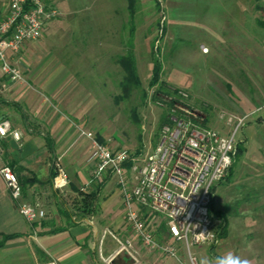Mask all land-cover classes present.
Here are the masks:
<instances>
[{"label": "rangeland", "instance_id": "rangeland-1", "mask_svg": "<svg viewBox=\"0 0 264 264\" xmlns=\"http://www.w3.org/2000/svg\"><path fill=\"white\" fill-rule=\"evenodd\" d=\"M46 1L58 9L59 15L42 28L37 39L28 41L37 51L16 63L23 73L27 68L32 71L34 62L43 68L64 58L75 63L74 48L81 47L75 44V31L91 30L97 33L95 41L101 42L94 46V58L91 54L89 60L87 56L77 62L85 67L80 72L93 63L90 77L94 82L84 86L87 91L77 97L87 107L75 118V133L90 130L110 147L126 148L131 155L139 154L136 149L143 153L153 147L162 109L152 100L157 85L148 86L152 53L161 62V80L187 93L184 101L202 115L204 126L229 134L233 124L227 123L228 117L245 116L264 104V28L257 25V20L264 21V0H135L132 35L127 0ZM130 44L140 85L126 98H118L123 69L117 57L125 54ZM262 115L264 110L251 114L235 132V139L243 140L244 150L236 157L229 179L216 185L213 199V211H219L226 220V235L212 248L192 245L190 253L197 264L202 258L214 259L228 252L246 257L250 264H264ZM79 137L88 141L85 136ZM63 198L70 207V197ZM101 200V195L96 197L95 215L87 217L93 220L99 214ZM105 224L100 222L93 240L96 256H106L107 241L111 248L116 246L107 235L100 242ZM120 227L115 231L123 239L129 231L124 223ZM27 247L29 258L27 251L21 250L22 258L14 264H43L48 259L34 252L32 245ZM136 248L138 264H188L187 253L180 246L179 260L164 255L161 249L148 251L138 244ZM114 264L132 261L121 253Z\"/></svg>", "mask_w": 264, "mask_h": 264}, {"label": "built area", "instance_id": "built-area-1", "mask_svg": "<svg viewBox=\"0 0 264 264\" xmlns=\"http://www.w3.org/2000/svg\"><path fill=\"white\" fill-rule=\"evenodd\" d=\"M0 73L13 81H24V75L11 55L19 53L25 42L37 39L46 23L59 15L58 9L46 0H0ZM181 97L187 94L181 92ZM264 110L260 104L245 116H231L233 124L229 134L204 126L202 115L189 108L183 100L173 104L176 113L164 123L155 144L148 151L131 155L126 148H113L96 138L94 132L80 129L90 143L88 160L92 162L88 181L81 189L104 174H113L122 197V217L129 235L120 239L110 230H103L100 242L110 236L116 246L109 255H100L104 264H112L124 253L132 264L139 263L135 241L148 251L161 249L164 255L179 260L180 246L187 253L188 264H197L190 247L220 240L222 221L210 211L214 189L223 181L231 167L236 145L235 132L253 113ZM10 136L15 141L21 132L11 126L8 119L0 120V178L17 210L28 222L44 218L45 209L39 200L24 201L22 188L10 164L2 160L1 142ZM68 183L67 175L58 162L53 163L52 186L62 190ZM92 224V219L87 218ZM162 227L164 233L157 236ZM181 264L183 261H180ZM43 264H57L55 259Z\"/></svg>", "mask_w": 264, "mask_h": 264}, {"label": "crops", "instance_id": "crops-1", "mask_svg": "<svg viewBox=\"0 0 264 264\" xmlns=\"http://www.w3.org/2000/svg\"><path fill=\"white\" fill-rule=\"evenodd\" d=\"M95 37L97 33L91 30L75 31V44L81 45L74 48L77 49L75 63L64 58L43 68L34 62L32 71L27 68L26 73H23L24 81L20 82L10 80L0 73V120L8 119L11 126L21 132L19 141L10 136L2 140V160L10 164L18 180L23 182L22 199L39 200L46 212L44 218L54 219L56 225L61 226H66L60 215V209L67 207L63 196L71 199L75 195V189L88 181L92 167V162L88 160L90 143L75 133V118L82 116L87 107L84 100L77 97L87 91L84 86L88 87L91 81L94 82V77H90V72L94 70L93 63L87 65L86 71L80 72L85 67L79 66L77 62L81 57L83 59L89 56V60L91 54L94 58V46L101 44L95 41ZM35 51L37 48L25 42L19 53L11 55V61L18 63L23 58L28 59ZM37 70L43 72L37 73ZM81 103L84 105L83 109L79 108ZM54 162H58L67 175L68 183L62 190H56L52 186ZM97 180L87 188L95 190L96 183H100L96 194L97 197L102 196L101 210L99 214L96 212L97 216L93 217L92 224L87 223V218L90 217H84L66 226L61 232L38 235L40 227L32 226L33 222H28L21 216L16 202L10 197L0 178V233L22 234L8 240L0 248V264L3 260L6 264H14L22 258L21 250L27 251L29 258L31 253L27 246L30 245L34 252L38 253L36 249H40L48 259H55L57 264H104L100 255L96 256L93 240L100 222L106 223L100 233L107 229L117 236L115 230L121 229L120 226L124 223L123 207L116 176L107 173ZM107 185L106 190H103ZM124 226L126 227L125 224ZM107 242L106 255H109L115 247L111 248L110 242ZM137 244L139 245L138 241H135V245ZM119 257L120 255L116 259Z\"/></svg>", "mask_w": 264, "mask_h": 264}, {"label": "trees", "instance_id": "trees-1", "mask_svg": "<svg viewBox=\"0 0 264 264\" xmlns=\"http://www.w3.org/2000/svg\"><path fill=\"white\" fill-rule=\"evenodd\" d=\"M135 0H127V11H128V21H129V33L132 35L133 30H134V24H133V17L135 14V6H134ZM257 25L260 27L264 28V21L257 20ZM152 68H151V76L148 81V86L153 87L156 86V89H154V93L152 94V100L156 102V104L161 107L162 113L158 119V124L156 127V139L158 136V132L161 128V126L169 121V117L171 115H175L172 111L173 109V104L180 99H183L181 97V92L186 93L182 89L179 88H174L170 86L167 82L162 81L160 78V72H161V62L158 60L156 56L153 55L152 53ZM117 62L123 69V76L121 77L119 81V86L122 90V94L118 98H126L131 91L134 88L139 87L140 85V80L138 77L137 73V68H136V62H135V57L133 53V48L132 45L130 44V47L127 48L125 54H121L117 57ZM162 91V92H161ZM169 92V93H168ZM187 94V93H186ZM144 92L142 93V96H144ZM188 96V95H187ZM184 100V99H183ZM133 115L136 118V115L133 111ZM264 118V117H262ZM257 120H259V117H257ZM96 138L103 142L104 140L99 136L96 135ZM155 139V142H156ZM154 142V143H155ZM244 150V146L242 145L241 142H238L236 145V153L234 157V161L229 168L228 174L226 178L223 181H227L232 173V168L234 166V163L236 161V157L238 154H240ZM135 153H141L139 149L135 150ZM53 176V172L51 173V177ZM20 185H23V182L18 180ZM99 181V180H97ZM222 182V181H221ZM220 182V183H221ZM97 187L100 185V183H96ZM96 187V189H97ZM22 188V187H21ZM87 190V189H81V187H78L75 189V195L70 199V207H64L60 209V215L64 218V223L66 226L71 225L76 223V220L90 216L95 213L96 211V191L97 190ZM213 199L210 203V211L218 218L221 219L222 224H221V229L219 232V238H222L226 235V227L227 223L226 220L224 219L223 214L219 213V211H213ZM74 216V218H73ZM32 226H39L40 230L37 231L38 235H44V234H55L58 232H61L65 230L66 226H61V225H56L54 219H45L41 218L36 221H33ZM164 233V229L160 227L156 231L157 236H160V234ZM22 234L19 233H10V234H5V233H0V248L4 246V244L15 237H19ZM213 246H210L212 248ZM37 252L41 255V257H46L40 249H36Z\"/></svg>", "mask_w": 264, "mask_h": 264}, {"label": "clouds", "instance_id": "clouds-1", "mask_svg": "<svg viewBox=\"0 0 264 264\" xmlns=\"http://www.w3.org/2000/svg\"><path fill=\"white\" fill-rule=\"evenodd\" d=\"M200 264H250V261L246 257L228 252L214 259L202 258Z\"/></svg>", "mask_w": 264, "mask_h": 264}]
</instances>
